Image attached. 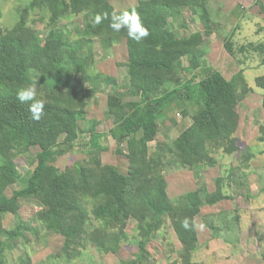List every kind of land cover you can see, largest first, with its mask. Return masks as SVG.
<instances>
[{
	"label": "trees",
	"instance_id": "obj_1",
	"mask_svg": "<svg viewBox=\"0 0 264 264\" xmlns=\"http://www.w3.org/2000/svg\"><path fill=\"white\" fill-rule=\"evenodd\" d=\"M114 1L31 0L19 10L13 26L1 23L0 10V264H11L8 251L12 241L30 246L20 212L27 203L38 206L41 230L64 237L62 247L50 257L77 260L88 242L101 252L118 253L133 239V257L122 264H156L149 243L170 228L181 243L178 258L168 256L170 264H194V252L200 245L197 217L203 208L228 199L249 201L256 195L248 178L257 153L236 135L241 116L238 108L254 91L245 77L247 68L228 79L211 64L177 66L193 54L207 52L201 47L212 29L192 28L184 11L189 8L197 15V8L206 7L208 0H154L120 9ZM36 8L49 15L37 19H47L44 31L33 25L31 11ZM124 9H135L149 30L141 43L130 39L126 30L115 32L110 27L111 13ZM104 13L108 18L95 24L96 15ZM72 18L75 23L67 29L64 22ZM177 22L190 33L180 34ZM235 31L225 40L226 50L238 62L242 55L248 59L257 52L264 63V42L237 43ZM121 38L128 51L123 63L128 79L124 92L118 77L96 70L101 56L94 51L97 42L106 51ZM33 80L38 81V99L45 103L39 121L31 118L28 104L20 103L16 96L20 87ZM197 80L203 89L200 98L192 92ZM256 84L264 89V75L256 78ZM99 92L107 93L106 116L114 120L110 135L125 147L126 169L102 156L101 120L89 117ZM262 103L264 106V96ZM179 110L188 125L166 154L160 138L163 121L170 118L178 124ZM215 137L222 140L226 152L242 151L240 163L215 178V189L201 175L196 189L173 199L166 169L172 165L194 171L214 167L218 161L210 140ZM255 140L264 147V123ZM80 141L87 146L88 157L65 168L56 166L54 162L74 151ZM34 147L40 148L37 161L24 172L16 155L30 153ZM152 147L157 148L156 156ZM99 197H105L104 201L93 204L91 200ZM237 210L224 220L219 219L222 212L205 215L215 237L233 241L227 233L234 221H240ZM9 214L15 217L11 226L6 224ZM185 220L188 227H184ZM41 233L36 232V239ZM14 264H33L31 252L26 250Z\"/></svg>",
	"mask_w": 264,
	"mask_h": 264
},
{
	"label": "rangeland",
	"instance_id": "obj_2",
	"mask_svg": "<svg viewBox=\"0 0 264 264\" xmlns=\"http://www.w3.org/2000/svg\"><path fill=\"white\" fill-rule=\"evenodd\" d=\"M31 0H0V10L2 12L1 23L4 26H13L18 17L19 10L30 3ZM154 0H115L114 4L117 8H126L139 5L141 3L153 2ZM222 2L225 3L223 0ZM263 3V4H262ZM259 5H264V0ZM258 5L248 6L245 13L248 16H253ZM228 7L218 5L211 0L206 7L197 8V15L187 8L184 11L185 17L190 21L192 28L212 29L213 33L209 36L206 43L201 47L206 49V54H193L184 59L182 63L179 61L177 66L187 65L189 67H199L200 65H213L220 70L228 79L232 78L241 68L245 67V77L248 84L253 87L254 91L246 97L241 106L238 108L240 112V125L236 135L244 144H250L253 147L257 157L252 160L251 173L248 178L249 185L256 193L255 197L249 201L239 198L237 201L232 199L223 200L216 205H209L203 208V213L197 217L198 228L200 233V247L194 252V264H264V192H259L261 187H264V149L263 145L255 140L259 134V127L264 123V106L263 96L264 89L256 84V78L264 75V63L260 62V55L257 52L248 58L241 56L238 62L225 48L224 43L229 34L236 29L234 40L237 43L249 42H264V18L253 17L246 18L243 9L238 6L234 14ZM40 16L47 18V12L40 9L31 11V19L33 25L44 31L47 29V19L39 21ZM34 20H37L34 22ZM75 23V19L66 20L64 26L70 29ZM180 34L184 32L190 33L189 28L181 27L180 22H177ZM95 53L101 56L96 70L111 74L118 77L122 92L127 88V73L123 63L128 60V51L126 40L124 38L115 40L114 47L110 50H103L100 43L97 42L94 48ZM240 56V55H239ZM242 65H241V64ZM192 92L196 98H200L203 94V89L199 80L192 85ZM107 93L99 92L92 100L89 117L101 120L98 125V130L103 134L101 142L104 145L102 156L106 162L119 165L126 169L128 166V156L124 150V145H119L116 140L110 135V129L114 125V120L106 116L105 109L107 107ZM176 118L178 124H174L170 118L163 121L162 133L160 138L164 141V152L169 154L171 142L180 134V132L188 125V120L184 119L182 113L177 111ZM89 138V137H88ZM86 138V139H88ZM214 144V154L217 158V165L207 167L202 171L188 170L178 165H172L166 169L167 178L169 181V193L174 199L180 194L191 191L197 188V179L203 175L211 190L215 189V178L232 165L240 163L239 156L242 151L228 153L223 148V142L215 137L210 140ZM215 146H218L217 148ZM39 147L32 148L30 153H21L16 155V159L21 169L26 172L31 165L37 161V152ZM157 148L152 147L153 155H157ZM88 157L87 146L83 145L82 141L77 143L74 151L59 157L54 163L60 168H65L73 162ZM50 166V165H48ZM15 187H20L16 184ZM11 188L7 194L12 193ZM245 192V191H244ZM105 197L93 198V204H99L104 201ZM239 210L241 216L240 221L233 222V229L227 233L233 241L228 243L224 237H215L212 230L208 227L205 215L208 213L222 212L219 219L224 220L231 214L230 211ZM38 206L34 203L24 204L20 210L24 219V231L30 239V246L12 241L8 256L10 263L14 264L26 250L31 252L33 264H122L123 261L133 257L135 250L134 240L130 244L122 245L118 253H104L92 246L88 242L87 249L81 258L74 261H64L57 257H50L56 253L64 243V237L57 233L46 232L41 230L40 223L37 219ZM237 210V211H238ZM236 213V212H235ZM233 215V214H232ZM15 217L9 214L6 217L7 226L14 223ZM239 223V224H237ZM134 223L129 225V231L133 233ZM41 231L42 237L36 239V232ZM238 237L237 239H235ZM181 243L173 229L165 228L162 230L158 239L149 243V249L154 254L158 262L156 264H170L168 258L172 255L173 259L178 258V249Z\"/></svg>",
	"mask_w": 264,
	"mask_h": 264
},
{
	"label": "clouds",
	"instance_id": "obj_3",
	"mask_svg": "<svg viewBox=\"0 0 264 264\" xmlns=\"http://www.w3.org/2000/svg\"><path fill=\"white\" fill-rule=\"evenodd\" d=\"M106 18H108L107 13H104L103 16L97 14L94 23L99 24L102 19ZM110 27L115 32L126 30L127 36L136 43H141L150 35L149 30L142 22L140 14L135 9L114 10L111 13ZM38 95L37 80H33L30 84L20 87L16 93L17 99L20 103L28 104L31 118L36 121L42 119L45 109V103L42 99H38ZM184 227H188L187 220L184 221Z\"/></svg>",
	"mask_w": 264,
	"mask_h": 264
},
{
	"label": "crops",
	"instance_id": "obj_4",
	"mask_svg": "<svg viewBox=\"0 0 264 264\" xmlns=\"http://www.w3.org/2000/svg\"><path fill=\"white\" fill-rule=\"evenodd\" d=\"M210 1L211 0H208V3ZM213 1H215L218 5L219 4L222 5L223 7L231 8L230 10H232L231 11L232 14H234V12L236 11V8L238 6H240V8L243 9V11H244V14L242 16L245 17V19L246 18L249 19V18H253V17L255 18L256 16L264 18V5H259L262 2V0H224L225 3L222 2L223 0H213ZM254 4L260 6V8L256 9L254 13H250V14H254L253 16H248L249 13L248 12L245 13V10H247L248 6H252ZM237 238L238 237H236L235 239H237ZM228 243H232V242H228ZM199 247H200V245H199ZM198 250H199V248H198ZM262 255L264 256V252L262 253ZM194 263H195V261H194Z\"/></svg>",
	"mask_w": 264,
	"mask_h": 264
}]
</instances>
